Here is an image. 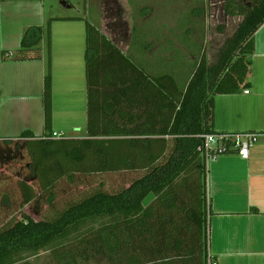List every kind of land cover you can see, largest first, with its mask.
I'll list each match as a JSON object with an SVG mask.
<instances>
[{
	"label": "trees",
	"instance_id": "obj_1",
	"mask_svg": "<svg viewBox=\"0 0 264 264\" xmlns=\"http://www.w3.org/2000/svg\"><path fill=\"white\" fill-rule=\"evenodd\" d=\"M226 12L243 17L236 37L215 65L203 54L184 86L172 72L151 74L87 23V137L58 139L49 133L38 139L23 132L0 140V264L52 248L58 261L75 258L72 249L59 250L73 237L79 242L70 245L84 242L83 252L96 246L113 264L215 262L209 249L205 136L217 132L215 96L249 85L264 0H226ZM54 19L28 29L17 56L28 57L46 33L48 129ZM20 162L16 176H7ZM84 178L100 179L96 188L88 186L82 197L53 211L56 185L85 184ZM39 205H48L53 214L44 216Z\"/></svg>",
	"mask_w": 264,
	"mask_h": 264
},
{
	"label": "crops",
	"instance_id": "obj_2",
	"mask_svg": "<svg viewBox=\"0 0 264 264\" xmlns=\"http://www.w3.org/2000/svg\"><path fill=\"white\" fill-rule=\"evenodd\" d=\"M47 1L0 0V140L17 138L23 132H32L38 139L55 131L63 134L62 138L87 137L88 22L128 55L129 49L126 51L115 41L107 23L100 25L81 12L69 13L76 8L74 3H69L70 7L61 3L57 11H49ZM52 18H55L50 24L53 95L48 129L44 105L46 33L28 57L17 56L25 32L44 26ZM254 37L249 85L238 93L215 96V131L259 134L249 159L232 152L208 166L209 249L217 264H264V23ZM146 42L142 47L145 59H141L140 65L151 74H161L162 67L149 61L157 47H149Z\"/></svg>",
	"mask_w": 264,
	"mask_h": 264
},
{
	"label": "rangeland",
	"instance_id": "obj_3",
	"mask_svg": "<svg viewBox=\"0 0 264 264\" xmlns=\"http://www.w3.org/2000/svg\"><path fill=\"white\" fill-rule=\"evenodd\" d=\"M66 1L74 3L77 8L67 10L69 13L81 12L100 25L107 23L110 35L126 51L129 49L128 55L137 63L145 59L142 47L146 41L149 47H157L153 53L155 56L151 54L153 57L149 61L161 66V73L172 72L176 78H180L181 86H184L203 54L210 65L218 62L221 50L236 37L243 21L242 16H232L226 12V0ZM60 4L61 0H48L46 7L54 12L57 7L61 8ZM20 164L21 162L12 166L13 169L7 176L15 177L16 168ZM84 179V185L71 184L65 180L56 185L53 211L61 210L66 204L82 197L88 186L96 188L100 178ZM108 189L117 188L106 186V190ZM39 207H42L41 214L44 216L53 214L48 205ZM70 239L72 240L59 250L72 249L75 258L58 261L56 248H52L16 264H113L96 246L90 245L83 252L84 242L73 246L70 244L74 241L78 243L79 240L76 241L75 237Z\"/></svg>",
	"mask_w": 264,
	"mask_h": 264
},
{
	"label": "built area",
	"instance_id": "obj_4",
	"mask_svg": "<svg viewBox=\"0 0 264 264\" xmlns=\"http://www.w3.org/2000/svg\"><path fill=\"white\" fill-rule=\"evenodd\" d=\"M249 92V91H247ZM63 134L52 132L53 138H62ZM45 138L46 136H42ZM205 149L208 158V164L218 157L235 152L243 159H249L251 148L259 139L256 132L233 133V132H216L205 136ZM217 264V262H210Z\"/></svg>",
	"mask_w": 264,
	"mask_h": 264
},
{
	"label": "water",
	"instance_id": "obj_5",
	"mask_svg": "<svg viewBox=\"0 0 264 264\" xmlns=\"http://www.w3.org/2000/svg\"><path fill=\"white\" fill-rule=\"evenodd\" d=\"M61 3L64 5V6H68L70 7V5L68 4V2L66 0H62Z\"/></svg>",
	"mask_w": 264,
	"mask_h": 264
}]
</instances>
